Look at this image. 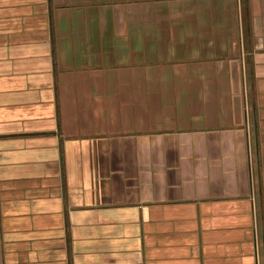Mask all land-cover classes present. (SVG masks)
Masks as SVG:
<instances>
[{"label":"crops","instance_id":"obj_1","mask_svg":"<svg viewBox=\"0 0 264 264\" xmlns=\"http://www.w3.org/2000/svg\"><path fill=\"white\" fill-rule=\"evenodd\" d=\"M0 264H264V0H0Z\"/></svg>","mask_w":264,"mask_h":264}]
</instances>
